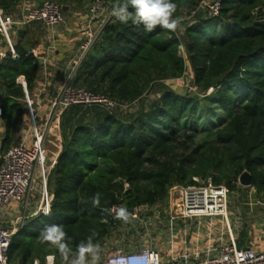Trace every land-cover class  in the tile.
<instances>
[{"label": "trees", "instance_id": "trees-1", "mask_svg": "<svg viewBox=\"0 0 264 264\" xmlns=\"http://www.w3.org/2000/svg\"><path fill=\"white\" fill-rule=\"evenodd\" d=\"M21 1L0 0V7L9 12ZM56 1L65 12L83 0ZM201 1L172 0L174 18L191 13ZM107 2L113 7L124 0ZM220 2L218 15L200 8L183 30L157 26L146 32L143 25L114 17L104 25L71 83L119 104L114 109L73 104L65 110L62 156L49 180L53 213L35 218L13 236L12 263L46 261L51 253L63 259L38 239L50 224L64 227L74 251L93 231L98 233L94 243L100 244L113 226L123 223L106 208L121 200L130 208L159 204L167 201L172 185H192L194 177H212L231 192L248 170L250 187L264 199V0ZM25 37L27 30L15 45L17 57L8 54L0 61L2 152L17 142L29 120L20 77L32 96L42 69L31 51L34 43ZM188 66L197 91L181 93L167 80L183 77ZM125 180L131 187L124 193ZM97 192L101 202L94 208L91 197Z\"/></svg>", "mask_w": 264, "mask_h": 264}, {"label": "built area", "instance_id": "built-area-1", "mask_svg": "<svg viewBox=\"0 0 264 264\" xmlns=\"http://www.w3.org/2000/svg\"><path fill=\"white\" fill-rule=\"evenodd\" d=\"M106 4L107 0H94L90 5L91 17L81 30L83 36L81 52L74 64V71L100 37L103 27L100 29L95 27L93 20L102 13ZM200 8H206L212 15H218L221 2L202 0L199 7L192 10V14L195 15ZM111 18L112 16L106 19L105 24ZM34 21H41L49 28L56 27L65 21L64 6L56 0H40L29 6L26 0H22L15 10L9 12L0 7V33L3 34L8 47V50L0 51V60L8 54L18 56L15 47L16 32ZM71 79L58 87L55 94L48 99L46 109L43 108L44 99L41 98V94L32 97L27 92L29 123L26 132L7 151L2 152L0 145V264H13L10 261L13 236L23 231L30 219L49 217L53 213L55 194L49 188V180L63 148L62 120L65 110L73 104L97 103L108 109H114L119 104L103 93L74 86ZM2 111L0 107V115ZM56 140L59 141L58 151L50 152L47 144L53 143L56 146L54 143ZM194 180L196 183L192 185L174 184L170 188L167 199L170 215L166 219L167 222L202 217L214 221L215 218L222 216L227 226L226 240L217 246L209 243L201 257L188 255L172 260L164 259L156 247L132 248L130 245L107 253L100 264H264V249L257 250L238 244L235 232L238 224L233 225L229 217L228 187L225 184H216L212 177H194ZM130 187V182L125 180L124 193ZM11 202L19 203L17 214L14 210L6 211ZM120 206L126 207L130 213L129 222L121 220L126 225L133 221L144 222L145 215L151 212L158 217L163 212L162 205L158 204L136 205L132 208L133 212H130L125 200L106 208V211L115 219L114 209ZM45 212L49 214L45 215ZM184 226L186 228L183 229H187L192 225ZM55 260V254H48L45 262L35 259L34 264H54Z\"/></svg>", "mask_w": 264, "mask_h": 264}, {"label": "rangeland", "instance_id": "rangeland-1", "mask_svg": "<svg viewBox=\"0 0 264 264\" xmlns=\"http://www.w3.org/2000/svg\"><path fill=\"white\" fill-rule=\"evenodd\" d=\"M206 1L210 2L213 0H205V2ZM91 3L92 2H89V0H83L82 3H78V8L81 9L79 12L86 15L89 14L90 5L88 6V4ZM203 6H205V4ZM111 9V4L107 2L106 8L97 17L105 16L106 18L104 19H107L108 15H111ZM90 17L91 13L88 18ZM193 17L194 15L192 12H185L181 16L178 25L179 29L183 30V28L193 20ZM34 37V34L29 36V39H32V43L35 41ZM27 38L28 36L25 37V40H27ZM182 53L184 54V51H182ZM167 83L174 90L181 93L197 91L193 82V73L189 66L183 77L168 79ZM148 95L149 94L146 96ZM32 97L36 96L33 94ZM153 97H156V94H152L151 98ZM128 107L131 108L129 105ZM28 121L29 120L26 117L24 128H27ZM21 134L22 133L19 134L17 141L21 139L23 135ZM54 143L56 144L55 148L50 144H47L50 152H57L58 150L59 141L56 140ZM49 155L51 154L49 153ZM249 193H253L251 202L249 201ZM261 199L262 198L255 192L254 187L244 186L240 182L234 191H229V217L233 225L234 223L238 224L237 230L242 231V233H244V231L245 233L248 232L252 226L253 220V217L250 218V215H252L250 210H255L257 207L260 208L258 205L264 206V199ZM158 205H162L163 209V212L159 217L151 212L149 215H145L144 222L136 223L133 221V223H128L127 225L119 223L118 225L113 226L110 234L104 238L102 243H100L101 252L99 264L107 253L119 248H127L130 245L132 248H142L145 246L156 247L160 250L164 259L172 260L174 258L181 259L188 255L191 257H201L203 256V251L208 246L209 242L216 246L223 240L227 239L226 221L222 216L214 221L202 217L194 219H178L167 222L166 219H168V216L170 215L169 202L164 201ZM189 224L192 226L183 229L186 228L184 225ZM169 227L174 229H170ZM242 238L246 239L243 235ZM54 264H65V261L56 258Z\"/></svg>", "mask_w": 264, "mask_h": 264}, {"label": "crops", "instance_id": "crops-1", "mask_svg": "<svg viewBox=\"0 0 264 264\" xmlns=\"http://www.w3.org/2000/svg\"><path fill=\"white\" fill-rule=\"evenodd\" d=\"M26 1L28 5L31 6L35 2H38L40 0H26ZM89 5L91 4H88V6ZM79 10L81 9L78 8L77 3H74L72 8L70 6H66L65 21L54 28L47 27L41 21H34L29 25L25 26L24 28L18 29L16 32L15 43H17L20 40V33L24 30H27L28 37L33 34L35 36L34 37L35 41H33L34 45L31 51H33L39 57V59L42 58L43 62H42V69L39 78L36 82V90L34 95L38 97L41 94V98L44 99L43 100L44 109L48 107V99L55 94L58 87H60L62 83H64L68 79L72 78L75 72L74 64L81 52L80 45L83 40L81 30L84 27L86 21H88L89 19L88 17L90 15V13L87 15L83 14L79 12ZM110 16L111 15H108L107 19ZM104 18L106 17L104 16V17L94 18L93 20L94 26L98 27L99 29L104 27L103 25L105 24L106 21V19ZM1 50H8L7 43L2 33H0V51ZM3 59H1L0 61H2ZM20 81L24 84V88L27 94L29 90L27 87V82L25 77L21 76ZM1 97H3L2 94ZM23 128L24 125L20 132L22 134H24L27 130V128H24V130ZM4 132H5V122L2 115H0V145H2ZM51 146L55 148V145L53 143L51 144ZM258 206H260V208L257 207V209L255 210L249 209L252 212V215L249 214L250 218L253 217V220H252V226L248 230V232L245 233L244 231V233H242V231L237 229L235 230V232L237 234L238 241L241 239L242 235L246 237V239L243 240L244 247L249 246L257 250H263L264 249V206L262 205H258ZM18 208H19L18 202H11L7 206L6 211L14 210V213L17 214L18 212L16 210ZM33 220L34 219H30L28 224L30 225ZM28 224L26 225V228ZM13 264H20V261L17 260Z\"/></svg>", "mask_w": 264, "mask_h": 264}, {"label": "clouds", "instance_id": "clouds-1", "mask_svg": "<svg viewBox=\"0 0 264 264\" xmlns=\"http://www.w3.org/2000/svg\"><path fill=\"white\" fill-rule=\"evenodd\" d=\"M131 7V11L129 8ZM177 5L172 0H124L117 2L111 9V16L123 24L131 21L134 25H143L146 32H152L157 26L169 31H175L180 23L179 17L174 18ZM253 193H249V201ZM101 193L97 192L91 197L94 208L99 207ZM115 211V219L127 223L130 221V213L127 208L120 206ZM49 212H45V215ZM98 235L93 231L86 241H81L75 251L70 246V238L62 225H46L39 233L40 243H46L58 250L65 264H99L100 244L94 243Z\"/></svg>", "mask_w": 264, "mask_h": 264}, {"label": "water", "instance_id": "water-1", "mask_svg": "<svg viewBox=\"0 0 264 264\" xmlns=\"http://www.w3.org/2000/svg\"><path fill=\"white\" fill-rule=\"evenodd\" d=\"M63 6H64V8H65V5H63ZM40 62H41V63L43 62L42 58H40ZM61 156H62V151H61V152L59 153V155H58V160L61 158ZM239 182H240L242 185H244V186H251V184H252V174H251V172L248 171V170H245V171L241 174V176H240V178H239ZM129 211H130V212H133V209L130 208Z\"/></svg>", "mask_w": 264, "mask_h": 264}]
</instances>
